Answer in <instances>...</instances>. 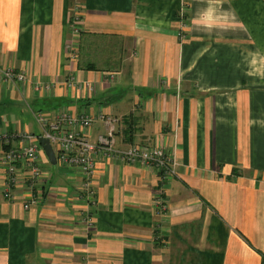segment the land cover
I'll return each mask as SVG.
<instances>
[{"label": "crops", "instance_id": "obj_1", "mask_svg": "<svg viewBox=\"0 0 264 264\" xmlns=\"http://www.w3.org/2000/svg\"><path fill=\"white\" fill-rule=\"evenodd\" d=\"M262 57L264 0H0V264H264ZM85 113L176 175L95 153L91 204L40 144L43 184L9 185L10 150Z\"/></svg>", "mask_w": 264, "mask_h": 264}, {"label": "built area", "instance_id": "obj_2", "mask_svg": "<svg viewBox=\"0 0 264 264\" xmlns=\"http://www.w3.org/2000/svg\"><path fill=\"white\" fill-rule=\"evenodd\" d=\"M7 77L13 79V72H7ZM94 122V116L81 114L79 116L61 114L51 124L50 129L41 137L29 141V144L17 150H10L5 156V164L9 174V185L18 183L20 165L29 166V180L31 188L42 185L46 175L39 167L41 146L40 139H48L51 144L59 145L58 161L63 166L80 169L83 174L84 198L95 204V193L91 188L94 174L96 172L95 153H104L109 158L126 163H139L143 166H155L160 169V178L163 182L171 176L176 175L174 160L160 148H145L140 145H133L125 150H118L115 147L114 120H108L109 134L99 137V144L90 143L83 131L90 129ZM29 139V138H28ZM32 140V138H31ZM162 194L158 198L157 208L160 213H166V193L161 188ZM35 204V200L31 202ZM30 204V205H31ZM29 207V205H27ZM86 222L93 227V214L86 215Z\"/></svg>", "mask_w": 264, "mask_h": 264}, {"label": "water", "instance_id": "obj_3", "mask_svg": "<svg viewBox=\"0 0 264 264\" xmlns=\"http://www.w3.org/2000/svg\"><path fill=\"white\" fill-rule=\"evenodd\" d=\"M40 144L43 147V150L46 153V155L48 156L49 160L53 164H56L57 160H56V156H55L51 142L48 139L42 138V139H40Z\"/></svg>", "mask_w": 264, "mask_h": 264}, {"label": "clouds", "instance_id": "obj_4", "mask_svg": "<svg viewBox=\"0 0 264 264\" xmlns=\"http://www.w3.org/2000/svg\"><path fill=\"white\" fill-rule=\"evenodd\" d=\"M209 11H211V10H209ZM250 55L253 56V59H252V61H251L252 64H256V63H257V60H256L255 57H256V55H258V54L252 53V54H250ZM261 62L264 63V57L261 58Z\"/></svg>", "mask_w": 264, "mask_h": 264}, {"label": "rangeland", "instance_id": "obj_5", "mask_svg": "<svg viewBox=\"0 0 264 264\" xmlns=\"http://www.w3.org/2000/svg\"><path fill=\"white\" fill-rule=\"evenodd\" d=\"M161 194H162V192H160L159 197H160ZM156 201H158V199Z\"/></svg>", "mask_w": 264, "mask_h": 264}]
</instances>
